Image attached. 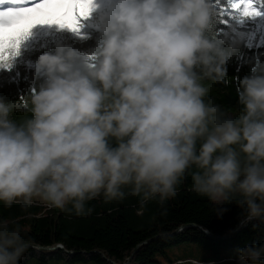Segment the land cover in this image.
<instances>
[{"label": "clouds", "instance_id": "9594fccd", "mask_svg": "<svg viewBox=\"0 0 264 264\" xmlns=\"http://www.w3.org/2000/svg\"><path fill=\"white\" fill-rule=\"evenodd\" d=\"M214 20V0H110L94 65L63 46L42 54L40 90L0 100V203L38 199L79 214L125 187L164 199L194 165V191L235 201L264 225V67L240 81L243 112L206 102L204 79L225 80L223 65L245 42L232 27L210 36ZM24 109L22 123L10 118ZM28 247L20 225L0 218V264H19ZM236 251L241 264H264V243Z\"/></svg>", "mask_w": 264, "mask_h": 264}, {"label": "trees", "instance_id": "16d2710c", "mask_svg": "<svg viewBox=\"0 0 264 264\" xmlns=\"http://www.w3.org/2000/svg\"><path fill=\"white\" fill-rule=\"evenodd\" d=\"M233 1L214 0L215 20L210 36L217 37L228 27L239 29L238 12L231 7ZM253 2L264 10L261 0ZM224 19L229 20L228 25L223 24ZM80 29L58 27L36 39H32L30 32L11 58L13 61L8 66L0 65V100L5 103L30 100L46 80L30 63L36 65L42 54H54L58 46L75 49L81 62L85 57L97 56L103 40L101 30L85 28L81 32ZM261 67H264V44L250 47L245 41L223 65L226 81L204 79L203 83L211 85L205 101L218 104L230 114L243 112L244 105L238 97L242 89L240 81L260 74ZM194 71L200 73L201 69L196 66ZM30 116L31 112L24 109L14 111L10 118L19 124ZM110 143L114 146L115 140L111 139ZM196 171L194 165L186 169L175 185V194L164 199L156 195L145 200L142 194H132L130 187H125L122 198L107 200L101 193L85 201V210L79 214L71 204L61 209L36 199L27 207L19 203L4 207L0 203V218L20 225L29 245L61 244L74 253L30 247L19 264H124L134 250L128 264H163L160 257L169 260L167 249L191 243L207 247L211 259L181 257L169 260V264H224L229 260L240 264L236 250L264 243V225L254 219L242 230L234 231L245 218L243 209L235 201L215 205L207 196L194 191L192 174ZM219 208L224 211L215 210ZM186 224L193 225L176 233Z\"/></svg>", "mask_w": 264, "mask_h": 264}, {"label": "snow or ice", "instance_id": "6c2138e0", "mask_svg": "<svg viewBox=\"0 0 264 264\" xmlns=\"http://www.w3.org/2000/svg\"><path fill=\"white\" fill-rule=\"evenodd\" d=\"M13 2L20 5L29 4L27 0H13ZM261 2L264 4V0ZM30 5L0 11V65L8 66L33 25L55 23L62 28L78 31L80 18L87 17L94 7L93 0H38ZM231 7L238 10L241 23L245 19L264 20V10H258L253 0H235ZM228 15L233 16V13L229 12ZM222 22L225 25L229 24L228 19Z\"/></svg>", "mask_w": 264, "mask_h": 264}, {"label": "rangeland", "instance_id": "374dc122", "mask_svg": "<svg viewBox=\"0 0 264 264\" xmlns=\"http://www.w3.org/2000/svg\"><path fill=\"white\" fill-rule=\"evenodd\" d=\"M257 9L260 10L258 7ZM233 10L235 12H238V10L236 9H233ZM96 15H97L96 13H91L87 17H81L80 20L83 21L82 25L83 26L91 25L92 22H94ZM235 31L244 38V40L248 43L250 47H258L264 44V20H260L259 18H257L256 21H250L248 19H245L243 23L239 22V29ZM96 60H97L96 55L88 56L83 59L82 63L87 66H92L95 64ZM166 252H167L168 259L171 261H176L178 258H181V257H191V258L197 259L198 261L211 259L210 258L211 253L207 247L200 246V245L193 244V243L182 244L177 247L167 249ZM160 258L163 261V264H169V260H167L165 257H160ZM90 264H93V263H90ZM186 264H189V263H186ZM224 264H235V262L229 260Z\"/></svg>", "mask_w": 264, "mask_h": 264}, {"label": "water", "instance_id": "95a60500", "mask_svg": "<svg viewBox=\"0 0 264 264\" xmlns=\"http://www.w3.org/2000/svg\"><path fill=\"white\" fill-rule=\"evenodd\" d=\"M252 220L254 219H251V220H247V219H243L239 224L238 226L236 227V229L234 231H240L242 230L245 226H247ZM190 225H193V224H186V225H183L181 226L176 233L180 232L182 229L190 226ZM205 233H207L208 235H211V233H209L208 231L204 230ZM30 247H35L36 249H38L39 251H49V250H55V249H60V250H63L64 252H66L67 254H74L73 252H70L68 250L65 249V247L61 244H56V245H53V246H36V245H32L30 244L28 248ZM136 250H134L133 254L126 260V262L124 264H128L130 263V261L132 260L134 254H135Z\"/></svg>", "mask_w": 264, "mask_h": 264}]
</instances>
